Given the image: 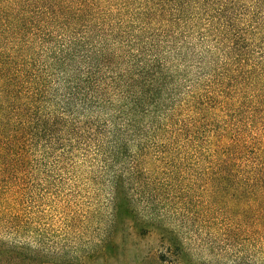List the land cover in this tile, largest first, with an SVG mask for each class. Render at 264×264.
I'll use <instances>...</instances> for the list:
<instances>
[{"label": "trees", "instance_id": "trees-1", "mask_svg": "<svg viewBox=\"0 0 264 264\" xmlns=\"http://www.w3.org/2000/svg\"><path fill=\"white\" fill-rule=\"evenodd\" d=\"M136 141L155 149L157 185L185 201L203 182V212L219 214L204 249L222 244L206 257L165 229L141 264L264 263V0H0V264L119 258L112 236L139 214L120 175L111 222L83 253L46 245L38 208L55 201L47 165L124 163L145 154Z\"/></svg>", "mask_w": 264, "mask_h": 264}, {"label": "rangeland", "instance_id": "rangeland-1", "mask_svg": "<svg viewBox=\"0 0 264 264\" xmlns=\"http://www.w3.org/2000/svg\"><path fill=\"white\" fill-rule=\"evenodd\" d=\"M138 143H146L145 154H138L135 152L137 149L131 148L130 153H135L136 156L124 160V163L108 161L109 164H104L95 159L91 161L89 158L85 160L82 156H76L72 168L62 170L57 165L52 168L47 165V170L54 169L50 172L53 182L49 183V188L55 193L53 198L55 201L52 206L42 203L38 208L45 210L41 219L45 221L44 223L47 222L44 227L46 245L54 251L77 247L81 248L79 253H83L82 249H87L84 245L89 246L88 242L96 239L101 234V228L107 227L111 222L114 195L111 179L120 175L125 188L124 193L128 197L132 195L135 199L134 207L139 213L138 221L129 216H125L122 222L119 221L112 236L119 245L117 249L119 258L104 263L97 258L85 264H141L143 256L165 250L169 243V234L163 233L165 229L174 230L182 238H188L193 246L199 247L203 256L207 257L213 251L217 253L221 249V243H216L213 251L204 249L209 235L214 234L216 239L219 237V232L210 228L205 219L215 215L217 220L219 214L216 211L213 215L203 212V198L206 196L203 192V182L198 181L192 186L189 190L190 198L185 201L182 198L183 192L176 189L177 185L175 187L174 184L173 189L157 185V179L162 176L150 171L151 169H148L150 166L146 164V167L144 163V159L153 157L155 149L149 141H136L130 143V146L135 148V144ZM136 161L139 171H130L132 169H129L131 167L129 165L133 166ZM179 187L181 190L186 186L182 184ZM124 210L125 207H122V215L125 213ZM152 213L163 220L162 229L155 225L141 229L139 221L142 215ZM67 218L72 219L73 226H66L69 225L65 222ZM243 249L246 257H251L249 259L255 262L260 261V255L254 252L252 245H246Z\"/></svg>", "mask_w": 264, "mask_h": 264}]
</instances>
